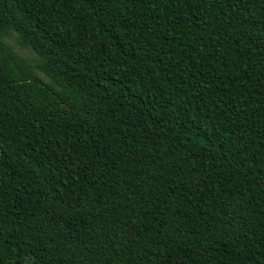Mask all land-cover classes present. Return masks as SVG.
<instances>
[{
    "label": "trees",
    "instance_id": "16d2710c",
    "mask_svg": "<svg viewBox=\"0 0 264 264\" xmlns=\"http://www.w3.org/2000/svg\"><path fill=\"white\" fill-rule=\"evenodd\" d=\"M0 264H264V0H0Z\"/></svg>",
    "mask_w": 264,
    "mask_h": 264
},
{
    "label": "rangeland",
    "instance_id": "374dc122",
    "mask_svg": "<svg viewBox=\"0 0 264 264\" xmlns=\"http://www.w3.org/2000/svg\"><path fill=\"white\" fill-rule=\"evenodd\" d=\"M7 43H9V44L12 46V48H13L17 53H19L20 55H22V56H24V57H26V58H29V59L32 60V61L37 60L38 57H37V55H36L34 52H32V51H30V50H27V49H21V48H19V47L16 45L15 40H14L13 37L10 38V39H8V40H7Z\"/></svg>",
    "mask_w": 264,
    "mask_h": 264
}]
</instances>
